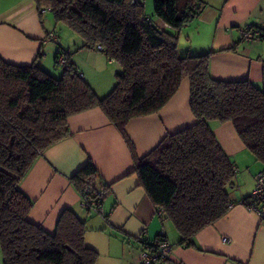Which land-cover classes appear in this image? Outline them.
Returning a JSON list of instances; mask_svg holds the SVG:
<instances>
[{
    "label": "trees",
    "instance_id": "1",
    "mask_svg": "<svg viewBox=\"0 0 264 264\" xmlns=\"http://www.w3.org/2000/svg\"><path fill=\"white\" fill-rule=\"evenodd\" d=\"M35 2L40 15L42 8H49L56 22L79 35L83 46L102 51L119 69L111 90L100 96L61 46L54 54L55 66L60 65L58 57H64L58 77L36 61L17 65L0 57L3 264H95L97 253L84 242L85 221L72 209H64L54 231L48 232L29 221L33 201L19 188L35 158L70 135L68 118L91 108H99L121 134L133 170L155 211L178 231L177 243L194 247V236L224 217L235 203L230 193L236 187L237 169L210 122H230L243 145L264 167V88L248 79H215L209 72L212 54L234 51L238 41L228 48L198 54L188 49L179 52V32L199 16L203 0H153L151 15L146 14L143 0ZM256 29L260 34L255 39L264 38V28L243 27L241 40L243 32ZM41 56L39 51L36 60ZM184 78L189 82L194 123L165 134L147 154L137 157L126 124L158 111ZM69 180L83 201L92 197L101 205L108 185L90 159ZM241 203L250 208L254 202L249 194ZM258 210L264 222V205ZM166 240L160 233L150 242H139L155 252L158 242ZM168 257L157 261H168Z\"/></svg>",
    "mask_w": 264,
    "mask_h": 264
},
{
    "label": "crops",
    "instance_id": "2",
    "mask_svg": "<svg viewBox=\"0 0 264 264\" xmlns=\"http://www.w3.org/2000/svg\"><path fill=\"white\" fill-rule=\"evenodd\" d=\"M203 1L205 5L199 16L180 30L178 48L184 46L198 54L228 48L238 41L234 51L212 54L210 75L222 80L248 79L264 88V38L248 41L240 38L243 27L264 28V0ZM47 11L40 15L35 0H0V57L3 60L17 65L36 61L54 73L51 71L57 68L54 54L61 45L55 30H51V23H47ZM51 33H55V39L50 38ZM77 39L73 52H69L73 55L70 58L94 90L103 96L115 82L117 65L102 51L84 47L81 39ZM45 49L53 52L50 62L43 58ZM39 51L43 56L36 60ZM194 121L189 107V82L184 78L158 111L132 118L125 131L140 158L165 134ZM210 126L237 169L236 187L230 193L235 203L224 217L194 236V247L179 245L173 223L161 220L133 170L132 156L124 139L99 108L70 116V135L35 158L20 181L19 188L33 201L29 221L53 232L61 212L72 209L85 221L84 242L96 251L95 264H140L139 239L150 242L160 233L171 244L169 257L168 261L153 264H264V222L254 210L241 203L250 194L254 175L262 165L254 167L251 177L246 168L254 156L243 145L233 125L211 121ZM88 159L108 185L100 205L102 213H88L80 192L69 180ZM223 237L228 242H223Z\"/></svg>",
    "mask_w": 264,
    "mask_h": 264
},
{
    "label": "built area",
    "instance_id": "3",
    "mask_svg": "<svg viewBox=\"0 0 264 264\" xmlns=\"http://www.w3.org/2000/svg\"><path fill=\"white\" fill-rule=\"evenodd\" d=\"M49 8H42L41 13L47 11ZM260 34V31H245L242 34V38L244 40H252L254 37H257ZM51 39H55V33L50 34ZM100 46H97L99 48ZM58 63L61 65L64 63L63 55L58 57ZM251 200L253 203L250 206V209L254 210L258 215H260V211L258 210L262 205H264V167H262L259 171L254 175V186L250 192ZM86 202V203H85ZM82 205L84 208H87L91 212L102 213L100 210V206L98 203H95V198L88 197L85 201L82 199ZM142 239V238H140ZM227 237H223V242H228ZM170 251V245L168 241H159L157 244V248L155 252H151L142 247L140 251V264H152L158 260V257H168Z\"/></svg>",
    "mask_w": 264,
    "mask_h": 264
},
{
    "label": "rangeland",
    "instance_id": "4",
    "mask_svg": "<svg viewBox=\"0 0 264 264\" xmlns=\"http://www.w3.org/2000/svg\"><path fill=\"white\" fill-rule=\"evenodd\" d=\"M143 2H144V7H145V12H146V14H148V15H151L152 13H153V0H143ZM46 18H48L49 19V22H47V23H51V26H52V28H51V30L53 29V30H55V32H56V35L58 36L57 37V42L62 46V48H64V49H68V48H70V50H68L67 52H73L72 50L74 49V47L76 46V45H74V43L75 42H77V38H79V40L81 39L80 37H79V35L76 33V32H74L70 27H68L67 25H65V24H63V23H59V22H56L55 20H54V18H53V15H52V13L50 12V11H47V17ZM46 18H45V20H46ZM48 30H50V28H48ZM59 38V39H58ZM50 44H52V45H55V44H53V43H50ZM81 44H83L84 45V42H82V40H81ZM81 44H80V46H81ZM85 47V46H84ZM184 46H180V48H179V52L180 53H184V50L186 49H184ZM45 51V56L43 57V58H45L46 57V61L47 62H50V61H52V55H53V52L52 51H50V50H44ZM71 57L73 56V55H70ZM45 61L43 60V63H44ZM52 63V62H51ZM117 65V68H116V70L117 69H119V66H118V64H116ZM57 68H56V70H57V72H56V70L55 69H53L52 68V72H54L53 73V75L55 76V77H58V76H60L61 74H62V71H63V69L61 68V66L60 65H57L56 66ZM116 70H115V72H116ZM115 83V82H114ZM93 85V84H92ZM112 88V87H111ZM111 88H110V90H111ZM109 90V91H110ZM108 91V92H109ZM256 165H258V167H260L261 166V164L258 162V161H256L255 160V158H253V160H252V164L251 165H249V167H247L246 168V171L248 172V174H250V176L252 177V175H253V173L255 172V169H254V167L256 166ZM242 171H244V169H242ZM253 172V173H252ZM252 174V175H251ZM0 264H3V262H2V252H1V248H0Z\"/></svg>",
    "mask_w": 264,
    "mask_h": 264
},
{
    "label": "bare ground",
    "instance_id": "5",
    "mask_svg": "<svg viewBox=\"0 0 264 264\" xmlns=\"http://www.w3.org/2000/svg\"><path fill=\"white\" fill-rule=\"evenodd\" d=\"M257 30V29H256Z\"/></svg>",
    "mask_w": 264,
    "mask_h": 264
}]
</instances>
